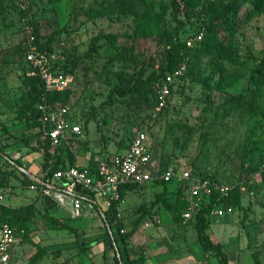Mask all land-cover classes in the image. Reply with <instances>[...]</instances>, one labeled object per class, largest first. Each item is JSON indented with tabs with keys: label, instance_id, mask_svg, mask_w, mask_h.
I'll return each mask as SVG.
<instances>
[{
	"label": "rangeland",
	"instance_id": "rangeland-1",
	"mask_svg": "<svg viewBox=\"0 0 264 264\" xmlns=\"http://www.w3.org/2000/svg\"><path fill=\"white\" fill-rule=\"evenodd\" d=\"M261 3L0 0V148L24 166L38 163L43 169L75 151L96 154L95 164H112L142 129L160 169H187L233 186L242 197L240 226L255 225L264 233V80L257 75L264 60ZM37 38L60 57L71 81L67 95L53 104L69 107L70 123L82 130L57 146L44 145L42 123L27 110L26 53L31 45L41 50ZM179 42L187 48L171 53ZM161 67L167 72L185 67L165 114L153 105L161 81L152 87L136 82L141 72L148 79ZM131 78L135 91L123 97L117 90ZM23 177L0 155V182L9 179L3 186L10 195L34 193L28 188L34 181ZM170 188L176 194L178 182ZM183 199L188 203L189 195ZM27 206L36 214L27 228H18L11 264H86L85 233L53 223L46 207ZM86 223L97 219L72 221L75 228ZM252 249L243 262L255 264L256 252L264 263V236Z\"/></svg>",
	"mask_w": 264,
	"mask_h": 264
},
{
	"label": "built area",
	"instance_id": "built-area-1",
	"mask_svg": "<svg viewBox=\"0 0 264 264\" xmlns=\"http://www.w3.org/2000/svg\"><path fill=\"white\" fill-rule=\"evenodd\" d=\"M202 37L200 35L198 39L202 40ZM188 45L192 46V42ZM59 61L60 57L56 53L41 51L31 45L26 53V62L30 66L28 76L40 78L47 92H63L69 88L71 81L68 74L61 68ZM184 71L185 67L177 69L174 73L167 75L165 80L158 85L157 113L163 112L171 103L172 88L178 86ZM38 109L40 122L45 127V133L52 145L57 146L61 142H66L70 134L82 133L80 126L70 123L69 107H55L44 98ZM159 180L177 181L189 187L190 208L184 214L186 221L191 220L200 212L203 204L215 194L229 197L234 190V187L228 184L195 176L191 170L182 169L176 173L173 168L165 171L160 169L151 154L145 130L137 132L126 153L116 158L112 164L103 163L97 167L72 166L60 169L51 178L34 181L31 188L40 191L43 196L59 192L72 197L74 200L72 217L78 219L82 216L83 209V196L77 192L78 187L87 190L95 199L102 200L107 210L114 204L122 202L121 189L123 187L141 186ZM5 201L6 190L0 186V264L10 263L13 252L19 244L17 230L3 218L1 209L6 207ZM234 212L235 209L231 205L223 204L213 210L212 216L219 219ZM122 233L125 231L122 230Z\"/></svg>",
	"mask_w": 264,
	"mask_h": 264
},
{
	"label": "crops",
	"instance_id": "crops-1",
	"mask_svg": "<svg viewBox=\"0 0 264 264\" xmlns=\"http://www.w3.org/2000/svg\"><path fill=\"white\" fill-rule=\"evenodd\" d=\"M126 151L127 149H124L121 154H125ZM62 158L65 160V164H60V166L66 168L71 166L97 167L99 165L95 164L98 156L89 152L75 151L72 159L70 157L66 159L65 156ZM72 161L73 164H71ZM39 165L36 163L28 166L27 163L24 166L25 170H21L25 176L23 179L43 181L48 178L44 169L40 168ZM33 184L28 188L34 193L28 192L27 195L23 191L21 194L17 193L13 196L10 195V190L6 189V207L15 209L33 203L38 208L46 207L44 196L41 195L40 191L31 188ZM169 190L175 191L171 188ZM163 191L164 187H155L152 183L124 189L123 200L118 206L117 220L120 221L125 233L134 230L129 245L130 257L132 259L144 257L142 264H221V258L206 254L203 251L195 226L190 220L186 221L184 218V214L188 211L177 217L168 209L160 207L157 214L146 215L142 220L137 221L142 215V206L148 205L150 207L155 193H162ZM81 195L83 196V209L80 218L85 216L91 220L97 219V223H86L75 228L72 225V221L75 220L72 216L70 219L63 220H68L75 229L80 230L81 234L85 233L86 244L91 246L84 254L86 264H115L111 243L106 238L107 230L102 216L106 210L104 202L95 199L90 194ZM169 196H173V194ZM40 197L42 198L40 199ZM241 219L243 218L239 211L219 219L211 215V223L207 228V233L213 243L223 246L228 256V264H245L243 257L247 255L249 259L248 254L253 251L252 248L257 246L264 236V233L258 231L255 225L245 228L240 226ZM16 248L9 264L15 257ZM105 256L107 257L106 261ZM262 264L264 263L262 262Z\"/></svg>",
	"mask_w": 264,
	"mask_h": 264
},
{
	"label": "trees",
	"instance_id": "trees-1",
	"mask_svg": "<svg viewBox=\"0 0 264 264\" xmlns=\"http://www.w3.org/2000/svg\"><path fill=\"white\" fill-rule=\"evenodd\" d=\"M261 1L263 2V0H260V4H262ZM35 44L39 46L41 51L52 52L48 46L41 45L39 43L38 38L36 39ZM181 47H186V44L179 42L176 46L173 45L171 53H174L176 48H181ZM172 61L174 62V59L171 58L170 62ZM176 63H180V62L176 61ZM61 68L65 71V73H67L66 68L64 66L63 67L61 66ZM160 70L161 72L159 74H157V72H153L149 76L148 79H144L143 78L144 73L141 72L136 82L141 85L143 84V86L152 87L155 83H158L160 81H161L160 83H162L165 80L167 75L172 74L176 71L174 70L173 72L171 71L167 72L168 69L166 67H161ZM257 72H258L257 75L259 77H262V79L264 80V60L261 63V66L257 69ZM133 79L134 78H131L127 81V85L125 86V88L117 90L121 96L126 97L128 94L134 93L135 90L133 87V82H134ZM27 83H28V86L30 87V92H29L30 102L29 104H27V110L33 112L36 120L40 119V111L38 109V106L40 103L43 102L44 98L47 100L49 104L54 106L55 104H53V102H55V100L59 99L62 96L67 95L65 91L64 92H47L44 82L38 77H29L27 80ZM174 90H175V87L172 88V96L174 95ZM156 104H157V96L155 93L154 101H153L154 107ZM170 105L171 103H169L168 107L161 114H165V112L170 108ZM239 105H244V103L242 102ZM41 126L43 129L42 130L43 133H45V127L42 124ZM141 130H137L136 133L132 135V137L129 140L130 143L129 142L126 143V146H125L126 149H129L130 144L132 143L137 132ZM43 143L44 145H46L47 143H51V141L48 138V139H44ZM0 155L4 159H6V161L9 164L15 167L17 171L25 170V167L23 163L21 162V160L12 158L10 155L4 152V150L1 148H0ZM69 157L72 159L73 158L72 154ZM60 164H65V160L62 157H58L56 162L52 163V165L45 163L44 172H46V176L51 178L54 175V173H56L58 170L66 169L65 166H60ZM71 164H73V161ZM162 170L165 171L166 169L163 168ZM6 173L8 177L12 175L9 172H6ZM201 177L209 178V179L216 181L212 177H206V176H201ZM4 183H5L4 181H1L0 186L6 190L7 187L3 186ZM8 183H9V179L7 178L5 185H8ZM172 183L173 181L165 182V181H160V180L152 182V184L155 187H158V186L164 187V191L162 193H155L152 205L148 207L147 209L145 208L144 210L141 211L142 215L137 219V221L142 220L146 215H151L153 213L157 214L160 207L168 209L171 213L177 215V217L184 214L186 211H188L187 209L189 207L190 202L189 200H188V203L183 201L184 200L183 198L186 195H188L187 189L189 190V187L187 185L178 183L179 185L178 192L176 194H173L174 192H176V190L174 192L169 190L170 185ZM135 187H137V185L123 187L121 189L122 198H123L124 189L135 188ZM169 192H172L171 194H173V196H169L171 195L169 194ZM90 195L93 196L92 194ZM119 204L120 203L114 204L113 207L104 211L102 215L104 225L107 230L106 238L111 243V249L113 252V260L115 264H142L144 263V257L138 258V259H132L130 257L129 245H130V240L134 234V230L128 233H122L121 223L120 221L117 220ZM223 204L231 205L235 209V211H240L243 206L242 197L239 194L237 195L235 190L231 192L229 197H221L215 194L212 198H210L209 200H207V202L203 204L201 211L198 212L190 221L193 223V225L196 228L198 239L203 247V251L206 254H210V255L221 258V264H228V256L226 252L224 251L223 246L221 244L213 243V241L211 240V237L207 233V228L211 223V215H212L213 210L217 206H220ZM1 210L3 213L4 221L8 222L12 227H14L17 230V232H18V228L20 227L27 228L28 223L33 220L32 217H34V213L36 214V211L34 210L33 206L22 207V209L19 212H16L15 210L11 208H7V207H3ZM50 219L53 221V223L57 224L63 229H67L72 232H78V230L75 229L68 220L56 219L52 215L50 216ZM90 247L91 246L89 244L88 245L86 244L85 249H83L84 250L83 253H85L86 250L89 249ZM253 258H254L255 264H262V261L258 253L254 252Z\"/></svg>",
	"mask_w": 264,
	"mask_h": 264
},
{
	"label": "water",
	"instance_id": "water-1",
	"mask_svg": "<svg viewBox=\"0 0 264 264\" xmlns=\"http://www.w3.org/2000/svg\"><path fill=\"white\" fill-rule=\"evenodd\" d=\"M77 192L83 195H89V192L81 187L77 188ZM44 204L49 213L60 220L70 219L74 211L73 198L59 192H53L51 195L44 196Z\"/></svg>",
	"mask_w": 264,
	"mask_h": 264
}]
</instances>
